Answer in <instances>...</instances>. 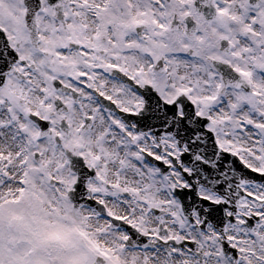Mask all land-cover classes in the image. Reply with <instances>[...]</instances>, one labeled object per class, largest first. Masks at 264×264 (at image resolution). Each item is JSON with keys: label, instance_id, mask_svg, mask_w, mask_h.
<instances>
[{"label": "rangeland", "instance_id": "obj_1", "mask_svg": "<svg viewBox=\"0 0 264 264\" xmlns=\"http://www.w3.org/2000/svg\"><path fill=\"white\" fill-rule=\"evenodd\" d=\"M41 1L44 12L38 15L39 33L45 43L31 51L43 50L42 56L55 64L59 71L49 76L64 82L77 79L81 89L74 90L81 92H87L83 88L98 79L97 86L107 91L110 82L100 67L123 68L133 75L140 70V77L155 87L165 101L185 94L201 116L210 118L211 129L223 146L251 155L252 145L232 143L231 139L237 137V126L243 121L239 115L246 116V120L248 115L251 117L252 106L256 105L252 101L258 93L241 96L230 88L227 95L219 94L221 76L209 58L230 60L235 69L238 61L247 62L253 70L258 67L257 61L264 60V47L256 42H241L239 35L229 33L235 46L231 54L223 55L219 39L225 33L201 29L193 39L178 36L170 31L177 10L173 0H67L62 23L54 18V10ZM24 10L22 0H0V24L12 32L20 49L25 44L15 28L22 26ZM181 12L188 11L181 7ZM139 26H143L140 38L136 35ZM71 43L78 44L79 49L68 47ZM190 50L193 55L189 57ZM160 58L164 59V74L154 69ZM258 75L254 88L263 91L264 76ZM112 88L119 90L117 84ZM32 90L30 96L20 93L12 106L0 108V264H100L98 258L103 264H153L152 259L157 260L156 264H201L189 247L176 249L174 244L183 240L195 241L202 264H232L221 252L218 234L210 226L198 231L183 216L180 202L173 196L177 183L185 185L180 175L163 177L143 164L137 147L150 153L154 144L149 138L129 141L128 137L134 140L135 135L117 118L107 115L104 119L102 114L98 124L83 132L71 124L79 120L75 104L66 115L67 130L52 129L64 140V146L58 148L52 138L38 140V132L26 113L33 111L31 105L47 101L51 92L45 93L39 82ZM41 92L47 97L41 98ZM68 100L67 97L65 101ZM121 103L126 106V96ZM9 141L17 142V154H13ZM163 143L173 145L167 138ZM65 149L70 155L83 157L88 166L97 170L98 179L87 186L92 197L106 206L107 214L123 217L154 242L172 240L170 251L161 246L127 248L125 229H113L93 208L75 209L68 191L73 189L76 174L69 167ZM14 167L15 175L9 174ZM200 194L205 193L201 190ZM156 210L162 213L158 217ZM194 219L199 223L196 213ZM227 236L238 250L239 264H264L262 235L235 226L228 229Z\"/></svg>", "mask_w": 264, "mask_h": 264}, {"label": "flooded vegetation", "instance_id": "obj_2", "mask_svg": "<svg viewBox=\"0 0 264 264\" xmlns=\"http://www.w3.org/2000/svg\"><path fill=\"white\" fill-rule=\"evenodd\" d=\"M174 6L177 9L174 11L173 18L177 22L178 30L174 33L185 37L189 31L188 22L190 24L195 23L196 31L203 29L207 33H225L222 39H225L229 45V51L223 55L231 54L235 42L227 34L239 35V40L246 41L249 44H255V42L264 47V0H213L214 12H208L205 16L199 11H205L212 7V2L207 6L204 3L197 0H173ZM181 7L188 12H181ZM44 11H40L42 13ZM38 27V42L33 45L29 34L25 26H17L16 31H20V37L22 43L25 44L24 49H20V45L15 44L12 38V32L5 29L6 27L0 24V28L6 32V36L9 41V46L13 47L18 55L19 60L14 65V70L11 75L7 76L5 83L0 88V108L4 105L12 106L15 99L19 97L20 93L26 92L30 96V92L36 86L37 82L43 87L44 92H51L47 101L42 104L31 105L32 112L27 111L26 115L38 131L39 124L35 117L30 118L28 115L33 114L42 120L49 121L50 134L45 139H53L54 144L60 148L64 146V140L61 136L53 134V127L62 130V127L67 125L68 121L66 115L68 111L73 108L75 104H78V122H72L76 124L77 129H84L89 126L91 130L96 124L99 123L98 116L102 114L104 119L108 116H112L114 119H118L122 125L129 129L134 135L135 139L128 137L129 141H141L142 138H149L148 141H152L154 146L150 154L156 161H162L167 165H172L171 175L184 173L190 174L191 168L186 165H182L180 155L189 150L185 147L180 148L177 144V140L171 136L166 135L162 138V144L159 146L153 136L142 133L139 130V122L137 119L142 120L143 116L141 110L145 103L143 94L144 88L147 87L148 82L142 79L139 75L141 72L138 70L133 75L129 70L123 68H108L100 67V69L106 73V79L110 82L109 89L104 90L102 86H97L96 80L92 86L84 87L87 92H83L88 96H83L81 91H75V88L81 89L77 79H68L64 82L57 78L61 83V86H56L53 83L52 76H49L52 72L56 73L59 70L55 69V64L51 62L49 58H46L43 50L40 53H33L32 51L42 45L43 41L40 37L39 29L41 28L37 20ZM237 37V36H236ZM193 39V38H189ZM103 40V39H102ZM32 50V51H31ZM232 60V59H231ZM220 61L229 65L234 73L242 80L238 88L233 83H225L222 75L214 68L221 76V94L229 91L228 89H234L238 91L241 96L251 95L254 91L258 93L253 101L251 117L239 115L242 118V123L237 126V137L231 139L232 143H243L245 145H252L251 155L241 150H235L232 147L223 146L221 139L216 134V141L224 151H228L230 154L224 153H212L211 149L205 154V157L209 160H218V162L206 163V188H201L205 194L204 197L210 202L219 203L220 216L223 221L226 222V232L231 227L239 226L246 231L256 232L257 235L264 238V90H256L254 87L255 80L259 76H264V60L262 62L257 61V68L251 70L250 63L242 61H234L237 66L236 69L224 58H220ZM83 68L89 69V65L83 64ZM113 84L119 86V90L115 91ZM62 87H67L70 90L64 92ZM157 90L155 87H153ZM73 90V91H71ZM41 92V98L47 97ZM158 93V91H157ZM126 96V106L122 105L121 100ZM67 97L69 100L66 102ZM60 100L61 106H58L61 111H58L55 105L56 101ZM106 100L108 102H106ZM135 103L137 105H135ZM20 103L17 104V107ZM53 108V110H52ZM196 108V106H195ZM124 111L128 117V122H123L116 110ZM178 113L182 115L181 105L177 106ZM197 111V108H196ZM54 112V113H53ZM207 121L205 129H211L212 121L206 117ZM215 123V122H214ZM244 127V128H243ZM195 130V129H194ZM196 131V130H195ZM192 133L195 134L196 132ZM249 131V132H246ZM126 133H123L125 135ZM127 136V135H126ZM168 139L173 145L163 143L164 139ZM43 140V139H42ZM146 140V141H147ZM196 140V138H194ZM199 143H206L208 139L199 137L197 138ZM136 145V144H135ZM140 145V144H139ZM137 151L140 154V159L143 164L154 168L160 173L159 167L149 163L145 157V151L137 147ZM67 150L65 149V155L67 156ZM176 152V153H175ZM203 160L202 158H200ZM204 161V160H203ZM240 162V163H238ZM140 165V164H139ZM180 167L181 169H179ZM95 168V167H94ZM248 168L252 173L248 174ZM96 170V169H95ZM97 172V170H96ZM98 173V172H97ZM99 175V174H98ZM195 181H198L195 179ZM201 187V186H199ZM219 193V194H217ZM107 218V217H106ZM237 262L239 264L240 255L237 250ZM232 262L235 261L233 256Z\"/></svg>", "mask_w": 264, "mask_h": 264}, {"label": "water", "instance_id": "obj_3", "mask_svg": "<svg viewBox=\"0 0 264 264\" xmlns=\"http://www.w3.org/2000/svg\"><path fill=\"white\" fill-rule=\"evenodd\" d=\"M66 0H47V3L54 8L58 12L59 18H62L61 11L63 9V4ZM25 6H26V12H25V21L27 28L31 33H33V30L35 28V17L41 8V3L39 0H24ZM171 29H174V23H172ZM193 29L191 32H189V36L193 35ZM5 41V38H4ZM6 41L5 46H3L2 49H0V87L2 86L4 79L6 75L11 71L12 65L15 62V56L9 52L6 48ZM224 43L222 44V49H224ZM217 67L221 68L223 66L217 65L218 63H214ZM157 69L160 72H163V59H160L157 63ZM149 93V94H148ZM148 97H147V104L144 109V122H142V130L145 132H153L156 136L160 137L163 133L171 132L178 138L180 144H186L187 147L190 149V157L187 158V160H191L192 155H196L198 152L199 145L197 142L193 140L191 133H187L184 131L188 130L191 123L186 122H192L193 120H197L195 118L194 110L191 106L189 108V112L187 115L182 119H176L175 118V110L170 109V106L175 105H166L163 103V105L154 98V93L148 91ZM146 94V95H147ZM182 100L184 102L182 96L178 98V100ZM179 100V101H180ZM189 102H184V106H190L188 104ZM194 116V117H193ZM204 123L202 124L201 128H203ZM42 133L40 134V137L45 136L48 134L47 130V124H44L41 127ZM183 140V141H182ZM214 147V146H213ZM70 159V168L71 170L77 174V180L74 184V190L69 192V196L71 201L73 202L74 208H79L83 205H88L95 207L99 214H103V207L97 203L93 202L90 198H86V195L89 193V191L86 189V184L90 179H95V173L93 169L88 170L81 158L73 157ZM164 175L167 174V172L163 173ZM197 177L199 178L200 182L205 185L204 177L205 172L201 171L199 168H195V172L191 178ZM191 189H176L174 191V195L179 198L181 202V207L183 210V213L186 215V217L194 223V220L192 219L193 211L196 210L199 214V219L202 221L200 225H196V228L198 230H205L207 228L208 223H211L220 233V235L223 237L222 245L224 248V251L229 254V245L228 240L224 236V226L226 224L225 221L222 220L220 216V207L210 206L207 203H205L202 198H199L197 196V184H192ZM204 207H207L209 211H205ZM218 208V209H215ZM160 213H158L159 215ZM204 217V218H203ZM112 226L117 228L119 226H123V224L119 223L117 220H111ZM127 231L129 234L128 240L126 241L125 245L127 247L131 246L134 248H144L149 246L148 243H142L145 242L146 238L145 236L140 235L137 233V231L131 227H127ZM183 244H187L191 247H194L193 242H184ZM154 246V245H151ZM97 261L102 264L103 261L101 259H97Z\"/></svg>", "mask_w": 264, "mask_h": 264}, {"label": "bare ground", "instance_id": "obj_4", "mask_svg": "<svg viewBox=\"0 0 264 264\" xmlns=\"http://www.w3.org/2000/svg\"><path fill=\"white\" fill-rule=\"evenodd\" d=\"M122 39H123V43L122 44H124V48H125V45H126V36L124 34L122 35ZM5 135L8 136V138H11V134H9L8 132H5ZM9 144H10L9 147L11 148L13 154H17L18 153V148L16 146L17 142L14 141V143H11V141H9ZM15 171H16V167H14L12 170H9L8 173L15 175ZM156 261L157 260H153L152 259V263L153 264H156Z\"/></svg>", "mask_w": 264, "mask_h": 264}]
</instances>
